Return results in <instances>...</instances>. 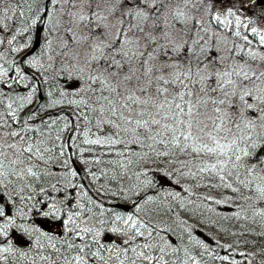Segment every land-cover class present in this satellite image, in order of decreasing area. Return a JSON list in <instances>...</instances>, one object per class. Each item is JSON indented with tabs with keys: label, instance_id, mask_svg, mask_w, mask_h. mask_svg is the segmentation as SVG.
I'll return each instance as SVG.
<instances>
[{
	"label": "snow or ice",
	"instance_id": "1",
	"mask_svg": "<svg viewBox=\"0 0 264 264\" xmlns=\"http://www.w3.org/2000/svg\"><path fill=\"white\" fill-rule=\"evenodd\" d=\"M217 262L264 264V0H0V264Z\"/></svg>",
	"mask_w": 264,
	"mask_h": 264
},
{
	"label": "trees",
	"instance_id": "2",
	"mask_svg": "<svg viewBox=\"0 0 264 264\" xmlns=\"http://www.w3.org/2000/svg\"><path fill=\"white\" fill-rule=\"evenodd\" d=\"M13 75H14V74H13ZM21 91H23L22 88H21ZM82 146L85 147V148L89 147V146H87V145H82ZM68 151L71 152V151H74V150H73V149H69ZM98 151H99V149H96V148L93 149V152H94V153H95V152H98ZM91 155H92V153H85V156H86L87 158H91ZM105 159H107V157H105ZM78 164H79V163H78ZM79 165H80V164H79ZM100 167H104V165H100ZM93 170H96L95 167L93 168ZM100 182H104V181L101 180ZM166 187L168 188L169 191L173 190V188H175L176 191H180V189H179L178 186L166 185ZM70 191H72V190H70ZM162 191H163L162 189H155V190H151V191H149L148 194H149V195L156 196L158 192H162ZM73 194H74V193H73ZM90 194H91V193H90ZM181 194H182L183 196H185V197H188V195H187L186 193H183V192H182ZM190 199H191V198H190ZM197 204H199V203H197ZM200 205H201V208H200L199 210L203 213V216L200 217V218L204 219V220L206 221V223L208 222L209 217L211 218V220H213V221H217V223H215V225H213V232H215L216 230H218V229H220V228H222V227H225V225H224L223 223H221V225H220V219H219L218 217H216L215 215H213V214H211V213H209V212L207 211V208H208V207H212V208H214V209L216 210V212L220 213V209H221V208H219V205L212 204V202L203 203V204H200ZM106 206H107V204H106ZM121 207H122L124 210H126V211H133V209L131 208L130 205H121ZM221 210H223V208H222ZM222 214L224 215V213H222ZM189 215H191V213H188V214L182 215V218L188 220V223H189V224H193L192 222H194V220H192V219H188ZM165 220H168V217H165ZM190 220H191L192 222H190ZM225 222H226V227H228V225H230L229 221H226V220H225ZM168 223H171V220H168ZM173 227H175V225H173ZM198 228H199V227H198ZM201 232H202V233H201ZM213 232H209L208 227H202V229L199 228L198 231H194L193 235L199 238L198 233H201L202 235H200V237H203L205 234H207L208 236H212V235H213ZM224 242H225V241H222V240H221V243H224ZM213 248L215 249V252H216L217 254H221V255L226 254L225 251H224L223 249H221V248H217V247L215 246V244H213ZM234 258H235V259H240V257H239L238 255H236ZM217 264H218V262H217Z\"/></svg>",
	"mask_w": 264,
	"mask_h": 264
},
{
	"label": "rangeland",
	"instance_id": "3",
	"mask_svg": "<svg viewBox=\"0 0 264 264\" xmlns=\"http://www.w3.org/2000/svg\"><path fill=\"white\" fill-rule=\"evenodd\" d=\"M11 74L13 75L14 73H11ZM206 195H209L208 191L206 189L201 188V189H199V190L196 191V195L195 196H192L190 198L193 199V200H195L196 203H199V204L211 202V201H204V200H202V197L203 196H206ZM211 195L215 196L216 198H219V196L217 195V193L214 192V191L211 193ZM219 208H221V209L223 208V210L220 209V213H224V215H231V212H229V211L226 210L227 209V205H219ZM190 222H192V221L190 220ZM192 223H194V222H192ZM221 223H223L225 225V227H226L225 220L220 219V225H221ZM229 223H232V222H229ZM198 227L202 229V227H200V226H198ZM201 233H198V236L199 237H200V235H202ZM222 241H224V239H222ZM219 255H221V254H219Z\"/></svg>",
	"mask_w": 264,
	"mask_h": 264
},
{
	"label": "bare ground",
	"instance_id": "4",
	"mask_svg": "<svg viewBox=\"0 0 264 264\" xmlns=\"http://www.w3.org/2000/svg\"><path fill=\"white\" fill-rule=\"evenodd\" d=\"M77 167H81V165L77 164Z\"/></svg>",
	"mask_w": 264,
	"mask_h": 264
}]
</instances>
